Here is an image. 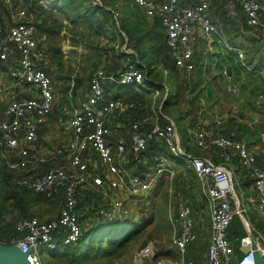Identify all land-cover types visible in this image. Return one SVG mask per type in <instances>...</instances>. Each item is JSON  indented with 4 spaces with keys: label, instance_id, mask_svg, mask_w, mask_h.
<instances>
[{
    "label": "built area",
    "instance_id": "1",
    "mask_svg": "<svg viewBox=\"0 0 264 264\" xmlns=\"http://www.w3.org/2000/svg\"><path fill=\"white\" fill-rule=\"evenodd\" d=\"M16 1L4 0L8 5ZM56 1L43 0L42 4L53 6ZM132 1L134 7L143 10L149 19L161 20L175 68L180 73L192 74L196 70V52L201 45L210 49L219 44L226 50H234L211 18L217 0ZM226 11L232 19L242 16L249 28L264 32V0H231L227 2ZM37 24L35 10L30 12L27 7L20 8L13 18L12 27L0 37V63L8 66L5 73L12 80L13 88L20 90L11 91L10 86L9 102L0 113V155L10 154L6 158L7 168L16 176L17 186L48 199L59 193L64 198L58 219H21L16 224L19 237L9 245L26 255L28 264H44L42 253L56 250L60 236L63 237V246L81 240L84 232L77 214V190L88 185L109 201L99 210L106 222L123 224L129 221L132 213L128 201L147 196L164 177L173 180L171 157L187 163L205 190L211 220L205 264H259V261L264 264V233L254 236L246 219L247 207L264 219V171L258 165L257 154L246 140L238 138L236 130L224 134L201 125L192 129L194 143L202 152L216 150L220 159V163H216L210 157L193 156L184 150L173 119L160 111L153 116H142L132 126L130 155L138 157L151 142L163 143L170 155L156 158L152 167L141 174L128 168V148L124 139L116 143L109 141L110 117L127 115L136 109V105L107 92L106 86L118 84L119 88L128 90L145 87L149 82L132 63L131 59L136 55L132 50L123 53L127 57L123 70L97 71L90 79L89 91L82 96L75 98L76 84L74 81L71 83L70 112L67 117L56 121L59 131L68 140L65 145L43 154L46 147L40 133L53 116L56 91L53 78L47 73L52 60L38 37ZM238 52L244 61L243 53ZM243 66L253 72L245 63ZM3 72L0 68V73ZM258 74L264 80V72ZM224 76L228 82L227 93L237 95L239 89L227 70ZM259 98L264 99V94ZM161 118L166 121L164 126L160 123ZM216 122L221 125L220 121ZM148 125L152 129L142 131ZM90 152L98 157L104 174H99L98 168H91L88 164L86 157ZM64 160L66 162L62 164ZM46 161H53V166L39 173L38 167ZM236 161L246 170L250 182L246 191L237 179ZM143 162L148 163L147 160ZM109 191L117 192L121 197L110 195ZM236 215L248 231L240 256L236 255L234 244L229 239ZM177 224L179 234L173 239V245L179 259H159L152 264H197L187 256L196 243L197 233L193 211L186 204L178 205ZM140 256L149 257L151 261L156 258L150 248Z\"/></svg>",
    "mask_w": 264,
    "mask_h": 264
},
{
    "label": "rangeland",
    "instance_id": "2",
    "mask_svg": "<svg viewBox=\"0 0 264 264\" xmlns=\"http://www.w3.org/2000/svg\"><path fill=\"white\" fill-rule=\"evenodd\" d=\"M32 1L33 0H17L11 5H8L4 2V0H0V37H2L4 33L12 27L13 18L16 15L18 9L26 6L28 8V5L32 3ZM94 1L95 5L104 6L105 4L108 10H112L115 14V19L117 21L119 19L118 22H122V19L124 20L128 18L126 10L130 8V6L132 8L134 7L133 1L131 2L130 0H106L105 3H102L100 0ZM228 1L231 0H217L214 3L211 18L214 23L217 24L218 22L219 25H221V29H224L225 33H227L226 30L230 33L228 38L225 35L224 31H222L224 37L229 42V39L233 40V34L238 35L237 31L239 29V26H235V24L232 22V18L226 11V5ZM44 6L46 5L44 4ZM144 18L145 17L142 16L140 19ZM56 19L61 25H63L61 34L53 38H47V36H44L43 39H41V43L44 50L48 53L49 57H51L50 53L48 52L50 48L60 50L63 53V68L57 70V65L59 64V62H61V60L58 58L57 60L59 62H57L56 60V66L53 69L55 72L54 87L56 91L55 109L56 107L58 108V110L56 111L58 113L61 111L60 107H64L66 103L67 105L69 103V84L71 82L70 78L73 75L78 73L83 75L85 80H90L97 71L108 69L109 62L111 63L112 59L117 60L115 55L123 54L124 52L132 49L128 47V38L119 28V23H117L118 28L112 30L107 36L97 37L96 35L91 34V32L82 23H80L79 25H74L71 20L65 18L64 16L62 17L61 15H57ZM145 20L146 19H144V21ZM242 36L239 37V40L243 42H238V44H236L237 49L239 46V49H241L246 47L247 45L245 43L247 41L243 38L244 36ZM202 48L207 53V60L203 63V65L207 66V68L208 66H212L213 70L211 74H209L207 73V68L205 69V67H202L203 72L205 69L206 73V75L204 74L201 79V89L203 91L199 92L197 90V93H199L200 95V98L198 97V99L200 100L195 102L192 106V111H195L199 115L200 122L198 125L209 127L213 130H218L222 129L221 127H223V125H230V121L236 119L241 123H247V121L251 122V126L253 127L255 134H262L261 131L264 130V102L261 101H264V99L258 103L256 94L257 92H259L260 94L262 93L264 86L263 81H261V79L259 78L248 76L244 70H241V75L239 76L240 78L235 76V85L238 87L239 93L237 95H229L226 91L227 85L221 79V72L216 66L217 64L219 65L220 62L223 63L224 66H232L230 65L231 61L229 60V53L223 50L219 46V44H216L210 49L201 45L198 50L200 51V49ZM137 52L140 55H143V46H139L137 48ZM211 56L214 58L213 61L210 58ZM70 58H73V60H70ZM154 58L155 57L150 54L146 60V65H155ZM233 59H235L233 62L238 65L239 62L237 60V57H233ZM251 60L253 59L247 58L245 61L252 68V70L264 68V63L261 67L258 68L254 66L255 62H258L259 64L261 61L264 62V57L263 59L256 57L254 59V63H251ZM118 63H121L124 66V58L122 60L120 59V62ZM121 68L122 67H119L118 70H120ZM163 79V84L173 83L172 73L169 70L168 72H164ZM186 79L184 78V76L180 78L181 82L184 85L188 84V80ZM11 84L12 80L8 77V75L5 72L0 73V113L5 109L7 103L9 102V90ZM164 86L167 88L166 85ZM169 90L167 89V93L165 94L164 99H166L169 93L170 100H173L174 84L171 85ZM188 92L191 94H187V99L190 101L194 100L195 95H198L196 92ZM75 94V98H78L80 96L79 93ZM161 98L162 94L156 92L154 95V99L158 102L159 100H161ZM154 99L153 101H151L150 98L148 103L145 104V108L150 107L151 109V112L149 111L150 113L147 115L153 116L154 113L157 112L158 109H160V107H158V104L154 105ZM67 105H65L64 110L60 114H56L54 109L52 114L54 115L55 122L59 118L67 117L66 113L69 112L66 111L67 107H69ZM175 112L177 115L181 113L186 114L188 110L187 107H181L176 109ZM116 118L118 119H112V124H115L116 121H119V124H121V120H119L120 117L116 116ZM216 121H220L221 125H218ZM156 123L157 120H155L154 124ZM262 126L263 129H261ZM116 128L117 129L114 130V134H116L117 132V134L120 135L124 131L126 134H129L130 138V129L128 127L123 128L122 125H120V127L118 126ZM53 131H55L58 136L62 135V132L59 131L58 127ZM178 131L183 145L187 140H190L191 143H194L192 130L187 125L181 123L180 129L178 127ZM123 139L128 148L127 161H129L131 157L130 146H128L127 139ZM184 146L187 145L185 144ZM263 147L264 144L262 142L256 144V146L254 145V148H256L259 153H262V150H264ZM216 155L217 153L215 150H212L211 153H209L210 157H214ZM7 156H10V154L3 153L2 155H0V162H2L5 165L7 171L10 172L7 168ZM139 158V156L136 157L137 160H139ZM65 162L66 160L61 161L62 164ZM128 164L129 162H127V165ZM170 164L174 176L173 180L167 182V186H165V191H167L168 187L167 196L164 193L155 195L154 197L152 196V194H150L153 199H159L158 203H156V200L144 201L139 204H136L135 201L130 202V204L128 203L132 213L130 217L131 220L129 222H124L123 224L131 223L133 225H142V219L145 218V226L142 228V235L138 237V239H136L134 242L129 244L128 248L124 250L122 248H119L115 252H111L110 255L107 252L108 250H106V245L100 247V241H96V243H94L92 254L88 258L82 257L86 252V246H74L70 249H62L61 253L57 255L55 252L42 253L44 264H152L156 263L159 259H179V256L177 255L178 251L173 245V239L179 234V226L177 224V209L178 205L181 203L186 204L191 208V210L193 211V216L198 223V230L196 231L197 243L192 246L187 256L189 258H192V260L197 264L198 261L196 259L199 256L200 262L203 261L202 264H205L211 236V221L209 222V207H206L205 209L203 206V185L197 180V178H195L192 168L184 161L175 160L171 161ZM52 166L53 161H50L49 163L46 161L38 167V172H46ZM151 167V165L148 166V168ZM128 168L135 173L140 170L139 165H135V167L132 168L128 166ZM237 179L239 181V184L241 185L243 181L240 175H238ZM10 190L16 191V189L12 187H10ZM238 192L239 191L237 190V193ZM28 195V197H30L31 194L29 193ZM2 200L3 196L0 192V201ZM27 200L29 199L27 198ZM9 201V205H12L16 200L15 198H12ZM61 203L62 201L58 203H55V201L47 203L44 201H34L31 204V211L36 214L35 218H39V216H41L40 220L42 221H54L59 217ZM247 208L249 210V219H252L253 217H255L254 212H252L249 207ZM161 215H164L165 218H162ZM21 216L22 215L19 210H13L12 213L4 214V217L0 219V229L4 225V223L17 224L21 219H25ZM241 223V219L237 218L235 221V230H237L240 235H242L244 231ZM95 224L96 223L89 224V221L86 220L84 222L85 226L82 224L83 231L84 229L91 230ZM94 229L96 234L99 235L108 231L105 226H102L101 222L99 223V225L97 223ZM0 245L7 246L9 244H7V241L5 240L3 242H0ZM236 247L239 248V245H236ZM146 248H150L153 255L156 256V258L152 260L153 262L149 257L140 256Z\"/></svg>",
    "mask_w": 264,
    "mask_h": 264
},
{
    "label": "trees",
    "instance_id": "3",
    "mask_svg": "<svg viewBox=\"0 0 264 264\" xmlns=\"http://www.w3.org/2000/svg\"><path fill=\"white\" fill-rule=\"evenodd\" d=\"M44 1H51V0H44ZM100 1L102 3L106 2V0H100ZM130 1L132 2V0ZM42 2L43 0H33L32 3L28 5L29 11L32 12L35 10L38 16L37 27H38V37L40 39H43L44 36H47V38H53L61 34L63 25H61L57 21L56 19L57 15H61L62 17L64 16L65 18L71 20V22L74 25H79L80 23L84 24L86 28L91 32V34L96 35L97 37L107 36L112 30L118 28L117 23H119L118 25L119 28L128 38V42H127L128 47L134 50L136 54L135 56L132 57L131 60L132 63L137 67V69L146 75L147 80L149 82L145 83V87H131L128 90H124L119 88L118 84H110L106 86L107 92H113L116 96L122 97L125 101L133 102L136 105V109L133 112H130L127 115L121 116L119 118V120H121V124H119L120 123L119 121H116L115 124L110 123V121L108 122V126L111 131V135L109 137V141L111 143L117 142L118 140L125 138L127 139L128 146H130L128 142L129 134H126L124 131L120 135L117 134V132L116 134H114V130L117 129L116 127L118 126L120 127V125H122L123 128L128 127L130 129V134H131L133 124L139 121L142 118V116H145L151 112L150 107L145 108L146 106L145 104L148 103L150 98L151 101H153L156 92L162 94V98L158 102L157 100L154 99V105L158 104V107H160V109H158L157 112L160 111L163 115L174 119L179 129L181 123L187 125L191 130L198 126L200 122L199 115L195 111H192L193 110L192 106L195 102L200 100L198 99L200 95L199 93H197V90L199 92L203 91L201 89V82H202L201 79L204 74L206 75L205 69L207 68V66L203 65V63L205 62L203 59L207 57L205 56L206 54L204 53L205 50L203 48L200 49V51L198 50L196 52V70L192 74L180 73L175 68L171 56V50L167 45L166 31L165 28L162 26L161 20L159 18L149 19L143 10L136 7H133L134 8L133 9L130 6V8L126 10L128 18L124 20L122 19V22L121 21L118 22L119 19L118 21L115 19V14L112 10H108L105 4L104 6L95 5L94 0H57L53 7L44 6ZM142 16L145 17L144 18L146 19L145 21L144 19H140ZM232 22L235 24V26H239V29L237 31L238 35L232 33L234 38L233 40L229 39V44L232 48H234V50H226L219 45L223 50L229 53V60L231 61L230 65H232V66H227V65L224 66L223 63L221 62L219 65L218 64L216 65L221 72V79L224 81L226 85L228 84L224 76V72L227 70L230 73V76L233 78V83H235V76L240 78L239 76L241 75V70H244L248 76H253V78L254 77L259 78L261 79V81H263L262 77L258 73H256L255 71L253 72L248 71L246 67L243 66V64L245 63L246 65H248V63L245 61L247 58L253 59L251 60V63H254V59L256 57L263 59L264 46L262 45V40L264 39V32L261 29L255 30L249 28L245 23L244 17L242 16H240L236 20L232 19ZM217 24L219 25L218 22ZM219 29L221 31H224L225 33V30L221 29V25H219ZM226 32L228 34L225 33V35L229 38L230 33L227 30ZM240 36H242L247 41L245 42L247 45L246 47L241 49H239L240 47L239 46L237 49L236 44H238V42L240 43L243 42L239 40ZM139 46H143V50H144L143 55H140L137 52V48ZM238 51L243 53L244 61H242V59L239 57ZM48 52L51 55L52 64L50 68L47 70V73L52 77L55 75L53 69L56 66L55 63L58 58L61 60V62L57 60V62H59V64L57 65L58 66L57 70L63 68V61H62L63 53L60 50L51 49V48L49 49ZM150 54L155 57L154 58L155 65L153 64L146 65V60ZM115 56L117 60L112 59L111 63L109 62L108 69H105L107 72H118L119 67H122L120 70L124 69L125 64L127 63L126 61L127 57L124 54L115 55ZM233 57L235 58L237 57V60L239 62L238 65H236V63L233 62L235 60L233 59ZM123 58H124V66L121 63H118L120 62V59L122 60ZM210 58L212 59V61L214 60L212 56ZM254 66L257 68L261 67L262 63L259 64L258 62H255ZM202 67H205L204 72ZM248 67L251 68L249 65ZM0 68L4 72L9 69L7 65H4L2 63H0ZM212 68H213L212 66L210 67L208 66L207 73L211 74L213 70ZM168 70L172 73L173 83L163 84L164 72L166 71L168 72ZM182 76H184L185 79L187 78L186 80H188V84L184 85L181 82L180 78ZM75 80H76L75 93H77V91L80 89V87L82 86L81 84L84 82L85 79L81 74H77ZM172 84H174L173 100H170L169 93L166 99H164V96L167 93V89L169 90ZM164 85H166L167 88ZM188 91H191V93L196 92L198 94L195 95L194 100L190 101L187 99V94L189 93ZM258 93L259 92H257L256 94V98H258L257 97ZM181 107H187L188 112H186V114L181 113L177 115L175 110ZM116 119L118 118H115L114 120ZM160 123L164 126V124H166V121L161 118ZM221 128L222 129H218V130H220L224 134L236 130L238 133V138L241 140L242 139L246 140L250 147H253L254 145L256 146V144L262 142V134H264L263 133L264 130H263L261 131L262 134L256 135L253 127L251 126V122L247 121V123L245 122L241 123L239 120L237 121L236 119L231 120L230 125L228 126L223 125V127ZM151 129H152L151 125H148L146 127H143L142 131H150ZM261 129H263V126L261 127ZM185 144L187 146H184ZM184 145L182 142V146L184 150L188 154H191L193 156L209 157V153H211V152H202L195 145V143H191L190 140L185 141ZM169 155H170L169 150L163 143L151 142L148 145L146 151L140 153L139 160L136 159V156L131 155L128 161L129 162L128 166L132 168L135 167V165H139L140 170L137 172V174H141L149 169L148 168L149 165L152 166L154 164L156 158L161 156H169ZM86 159L87 160L89 159L90 162L89 165L91 167L93 168L99 167V174H104V169L102 168L98 157L94 153L90 152L89 157H86ZM143 160H147L148 164L145 165V163H143ZM170 161H175V159L170 157ZM258 165L259 167L261 165L260 158H258ZM235 167L237 170V174L240 175L243 181V183H241V186L246 191L250 185V182L247 178L246 170L242 166H240V164L237 161L235 162ZM193 174L195 178H197L196 174L195 173ZM15 177L16 176L13 173L8 172L5 165L2 162H0V184H1L0 192L2 193L3 196V200L0 201V219L4 217V214L12 213L13 210H19L22 215L21 216L22 218H33L36 215L34 212L31 211L32 210L31 204L34 201H38V202L44 201L46 203L55 201V203H58L62 201L64 198L63 194L59 193L55 195L53 198L48 199L41 194H37L34 193L33 191L19 187L16 185L14 181ZM167 182H170L169 177H164L162 181L159 183L160 186L159 187L157 186V188L153 190L151 193H149L147 196H145L144 199L146 201L156 200L153 199V197L161 193L162 194L164 193L167 196L168 187H167V191H165L166 190L165 186H167L166 185ZM10 187L16 189V191L15 190L11 191ZM29 193L31 194L30 197H28ZM77 194H78L77 214L79 213L78 216L81 226L82 224L84 225V222L86 220L89 221V224L98 223L99 225V223L101 222L102 226L103 227L105 226V228H107L108 231L101 235L96 234L94 229L96 226L95 224L91 230L84 229L83 231L84 234L81 240L69 246L62 245L63 237L60 236L58 238L59 246L57 247V249L54 251H47L45 253L55 252L57 255L61 253L62 249H70L74 246H80V247L86 246L85 249L86 252L85 254H83L82 257L88 258L92 254L94 243H96V241H100L99 243L100 247L106 245V250H108L107 252L108 254H110L111 252H115L119 248H122L123 250L128 248L129 244L134 242L136 239H138V237L142 235L143 233L142 228L145 226L144 223L145 218L142 219L143 220L142 225L141 224L133 225L131 223L109 224L99 214V210L103 208L105 205L109 204L108 200H107L108 202L104 201L102 195L96 192L92 188L78 189ZM150 194H152L153 197H151ZM12 198H15L16 201H14V204L9 205L10 202L9 200H11ZM27 198L29 200H27ZM204 200L205 198L203 195V201ZM158 201L159 199L156 200V203H158ZM203 206L205 209L206 207H208L206 201H204ZM232 206L233 209H235L234 203H232ZM254 216L255 217H253L252 219H249V212H248L246 215V219L249 222L253 233L255 234L253 228L264 226V219L260 218L255 212H254ZM161 217L165 218L164 215H161ZM40 218L41 216H39V219ZM237 218L240 217L237 215L235 216L229 231V239L234 244L236 255L240 256L242 254L243 242L248 239V233L245 229L242 220H241L242 221L241 226L242 228H244L243 234L240 235L238 231L235 230V221ZM18 237L19 234L16 231V223L15 224L4 223V225L0 229V242L6 240L7 244H10L13 239ZM236 245H239V248H237ZM196 260L198 261V264L203 263V261L200 262L199 256Z\"/></svg>",
    "mask_w": 264,
    "mask_h": 264
},
{
    "label": "crops",
    "instance_id": "4",
    "mask_svg": "<svg viewBox=\"0 0 264 264\" xmlns=\"http://www.w3.org/2000/svg\"><path fill=\"white\" fill-rule=\"evenodd\" d=\"M218 25V24H217ZM219 26V25H218ZM127 42H128V40H127ZM198 51V50H197ZM205 56H207V53L205 52ZM70 60H73V58H70ZM204 61H206L207 60V57H205L204 59H203ZM79 61V60H78ZM260 63H264L263 61H261ZM251 70H252V68H250ZM252 71H255L256 73H259V72H264V68H261V69H255V70H252ZM77 74L78 73H76L75 75H73L72 76V78H71V82H70V84H69V87H70V85H71V83L74 81V83L76 84V76H77ZM83 76V75H82ZM52 78H53V83L55 82L54 81V76H52ZM89 80H85L81 85V87H80V89L77 91V93H79L81 96L83 95V94H85V93H87L88 91H89ZM263 84H264V80H263ZM54 86H55V83H54ZM11 88H12V90L11 91H20V90H17V89H15V88H13V84L11 85ZM76 89V88H75ZM10 91V92H11ZM20 93H22V92H20ZM262 94H264V86H263V91H262V93L260 94V93H258V98H257V102L259 103L260 101H261V99L259 98ZM263 100V99H262ZM261 102H264V101H261ZM261 104V103H260ZM65 105H67V103L65 104ZM65 105H64V107L62 106V107H60V112H56L57 110H58V108L56 107V109H55V113L56 114H60V113H62V111L64 110V108H65ZM67 106H69V107H67V110L66 111H69L70 112V103H68V105ZM69 112L68 113H66V115H68L69 114ZM116 117H110V119H109V121H110V123H112V119L114 120ZM251 125H252V123H251ZM54 129H57V124H56V122H55V119H54V115L52 116V117H50L49 118V120H48V122H47V125H46V127H44L42 130H41V133H40V135H41V139H42V141L44 142V144H45V150L43 151V154H46V153H48L49 151H52V150H54L55 148H58V147H61V146H63V145H65L66 144V142H67V140H68V137L66 136V135H64L63 133H62V135L61 136H58L56 133H55V131H53ZM264 135H262V143L264 144ZM119 141V140H118ZM264 148V147H263ZM251 149L257 154V156H258V158H260L261 159V165H260V168L264 171V150H262V153H259L258 151H257V149L256 148H254V146L253 147H251ZM88 157H89V155H88ZM210 157V156H209ZM214 162H216V163H220V159H219V157H218V155H216V156H214V157H210ZM90 162H89V159H88V164H89ZM144 163V162H143ZM146 164V163H145ZM91 167V166H90ZM91 168H93V167H91ZM237 172V171H236ZM169 181H170V179H169ZM163 183V182H162ZM160 186V184L158 185V187ZM83 188H86V189H89V188H92V189H94L96 192H98V193H100L96 188H94V187H92V186H90V185H88V186H85V187H83ZM204 189V188H203ZM110 193V195H116V196H119V197H121L120 195H118L117 194V192H113V191H109ZM101 194V193H100ZM102 195V194H101ZM203 195H204V198H205V190H204V192H203ZM102 197H103V200L104 201H107L106 200V198H104V196L102 195ZM136 202V204H139V203H142L143 201H146L145 199H144V197H140V198H138V199H135V200H132V201H128V203L130 204V202ZM204 201H206V200H204ZM108 202V201H107ZM211 221V220H210ZM195 223H196V231L198 230V223H197V221L195 220ZM250 228H251V226H250ZM254 229V231H255V234L253 233V231H252V229H251V231H252V233H253V235L254 236H258L259 234H262V233H264V226H262V227H254L253 228ZM247 231V230H246ZM247 233H248V231H247ZM206 263V262H205Z\"/></svg>",
    "mask_w": 264,
    "mask_h": 264
},
{
    "label": "water",
    "instance_id": "5",
    "mask_svg": "<svg viewBox=\"0 0 264 264\" xmlns=\"http://www.w3.org/2000/svg\"><path fill=\"white\" fill-rule=\"evenodd\" d=\"M0 264H28L26 255L22 254L15 246L0 245ZM259 264H262L259 261Z\"/></svg>",
    "mask_w": 264,
    "mask_h": 264
}]
</instances>
